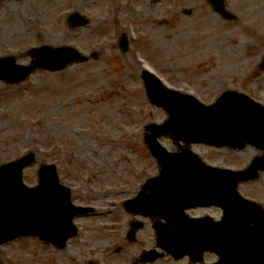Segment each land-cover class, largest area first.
Instances as JSON below:
<instances>
[{
  "label": "rangeland",
  "instance_id": "1",
  "mask_svg": "<svg viewBox=\"0 0 264 264\" xmlns=\"http://www.w3.org/2000/svg\"><path fill=\"white\" fill-rule=\"evenodd\" d=\"M225 2L238 20L222 19L207 0L0 1V56L26 64L28 49L49 44L72 45L88 58L61 72L37 71L18 85L0 81V164L34 153L36 163L24 171L25 183L34 185L39 165L55 163L79 204L98 211L77 221L78 240L65 251L20 238L0 246L3 264H86L88 257L104 261L120 243L137 256L148 246L125 243H154L150 227L138 232L136 242L125 241L128 220L118 207L157 170L143 133L147 124L167 117L147 99L142 67L206 104L227 89L264 101V73L257 70L264 55V0ZM186 9L192 13L184 14ZM73 11L88 17L89 25L69 29L65 16ZM123 34L130 40L126 52L118 46ZM192 149L207 163L235 170L257 154L251 147ZM238 191L264 206V175ZM196 212L220 214L214 208ZM123 253L100 264L122 262ZM155 264L190 262L166 258Z\"/></svg>",
  "mask_w": 264,
  "mask_h": 264
},
{
  "label": "water",
  "instance_id": "2",
  "mask_svg": "<svg viewBox=\"0 0 264 264\" xmlns=\"http://www.w3.org/2000/svg\"><path fill=\"white\" fill-rule=\"evenodd\" d=\"M123 44L126 45V40ZM48 55L40 52L34 65L20 67L18 71L6 68V73L0 72V75L14 82L24 79L38 67L57 70L71 60L57 55H49L48 60ZM75 59L82 60L81 57ZM144 78L151 101L163 107L169 115L166 123L150 125L147 129L151 134L145 139L161 166L160 177L147 183L156 185L148 204L157 208L158 214L170 219L172 226L171 230L158 227L159 242L179 256L197 255L205 249L216 251L222 255L217 264H264V250L257 255L237 256V245L232 244L230 236L233 228L237 243H245L243 245L253 249L256 247L254 243H258L244 224L256 214L252 215L251 206L238 199L235 188L239 181L257 178L258 170L264 169V159H255L244 171H222L205 168L188 148L180 154L169 153L157 141V138L167 136L187 145L204 143L243 148L251 144L264 149V111L251 104L247 97L232 92L224 93L211 106H203L190 96L163 88L147 73ZM34 160V155L28 154L0 167V244L19 236H36L62 247L65 240L76 233L72 218L83 211L70 204L66 190L50 195L44 193L41 186H24L22 170ZM199 196L212 198L224 209L222 221L213 224L204 218L183 216L184 208L192 206L189 199ZM252 206L258 209L256 205Z\"/></svg>",
  "mask_w": 264,
  "mask_h": 264
},
{
  "label": "bare ground",
  "instance_id": "3",
  "mask_svg": "<svg viewBox=\"0 0 264 264\" xmlns=\"http://www.w3.org/2000/svg\"><path fill=\"white\" fill-rule=\"evenodd\" d=\"M60 17H61V16H60V15H58V18L56 19V21H57V22H58V20L60 19Z\"/></svg>",
  "mask_w": 264,
  "mask_h": 264
}]
</instances>
